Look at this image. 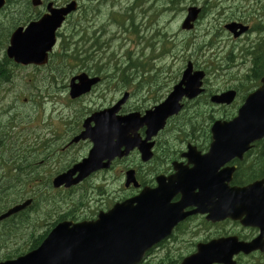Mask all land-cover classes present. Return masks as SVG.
Instances as JSON below:
<instances>
[{"label": "rangeland", "instance_id": "rangeland-1", "mask_svg": "<svg viewBox=\"0 0 264 264\" xmlns=\"http://www.w3.org/2000/svg\"><path fill=\"white\" fill-rule=\"evenodd\" d=\"M78 1L81 9L83 0ZM94 2L95 0L92 1ZM97 2L98 9L93 18L82 21L74 29L66 30L67 33H62L68 42L71 41L68 46L69 52L76 56L75 60L64 61L58 58L43 70L14 67L10 73L11 82L4 84L3 87L0 85V122L4 126V136L0 142L2 158L0 177L10 172L7 170L10 164H34L37 169L33 174H39L42 178L41 185L31 186V195L35 198L39 195V200L37 202L35 199L37 204L30 219L22 222L17 220V224L10 223L11 228L7 230H3L4 224H0V240L3 243L0 259L6 254L12 255L27 249L26 241L30 233L34 232L36 235L44 233L52 227L58 216L72 210L79 200L84 202V206L82 208L79 205L72 214L85 218L96 213L90 210L98 207L102 201L113 199L115 196L126 197L134 192L131 189H122L121 164L93 173L85 182L72 189L50 187V180L55 174L87 155L91 141L64 148L63 153L54 160H51L54 157L52 152L49 159L42 161L40 154L48 153L46 151L49 148L54 149L55 145L63 146L64 140L66 142L70 140L66 137L78 133L84 118L92 112L111 106L124 92L129 93L124 103L125 110L136 106L138 110H143L156 101L160 102L180 80L188 60L194 69L207 73L204 87L211 92L205 91V94L197 99L200 102L209 93L219 92L226 86L239 87L241 83L244 86L249 85L250 89L255 83L251 81L253 73L249 71L251 66L249 57H245L244 64L241 63L236 68L232 65L221 74L218 73L220 69L217 66L234 62V56L228 58L227 53L238 52L235 51L236 45L224 30L223 24L235 17L246 18L252 24L262 22L264 0H97ZM192 5L201 7L203 14L192 29L186 30L181 24L187 8ZM9 28L8 25L7 28L0 30V35L4 36L0 45V58L7 45L5 34ZM83 32L85 38L80 39ZM263 37L264 29L258 33L257 38ZM211 39L213 46H209ZM198 45L200 49L197 48ZM237 58L235 62H242L239 56ZM131 59H141L148 63L146 67L149 71L146 72L143 82H137L140 74L127 72V69L134 70L128 68ZM97 70L100 71L97 74L102 81L86 95L71 98L68 90L70 78L80 71L94 75ZM124 73L130 76L128 84L121 81ZM135 74L139 77H135ZM53 76L56 77L57 83L53 82ZM63 78L67 82L62 83ZM242 88L238 90L239 97L249 90ZM197 102L186 103L185 110L174 120L172 126L170 124V128L184 124L183 116L192 115L199 110H196L197 104H192ZM214 108V116L217 118L229 117L235 110L234 106ZM67 120L70 124L65 127L64 122ZM58 123L65 133L68 128V134L60 146L58 144L53 146L50 140L43 139L52 135ZM9 125H13L14 128L9 129ZM14 133L16 134L13 140L11 135ZM184 143L176 138V132L172 130L169 135L163 134L157 138L156 159L149 166H139L137 163L140 159L135 152L123 164L144 167L139 170L141 172L139 175L143 180H148L153 177L152 167L161 164V150L168 149L169 146L178 154L184 150ZM24 154L25 157L22 156ZM45 177L49 178L47 189L45 185L43 186ZM41 191L45 192V196ZM41 218L43 220H39ZM224 228L228 229L230 226ZM234 230L237 231L238 227ZM159 256L160 254L156 255ZM158 263L159 261L154 259L143 264ZM165 263L167 262H163Z\"/></svg>", "mask_w": 264, "mask_h": 264}, {"label": "water", "instance_id": "water-1", "mask_svg": "<svg viewBox=\"0 0 264 264\" xmlns=\"http://www.w3.org/2000/svg\"><path fill=\"white\" fill-rule=\"evenodd\" d=\"M73 7L56 9L46 19L31 23L26 30L16 29L10 40L6 53L16 63L44 64L47 54L55 43V30L60 26L64 16ZM200 9L191 6L182 28L189 29L197 18ZM241 27L236 32L238 27ZM234 36L246 30L237 23L225 26ZM78 83L71 84V96L76 97L89 91L99 77H89L80 73ZM202 71L192 72V65L187 63L182 78L171 93L153 109L144 115L130 112L115 115L120 105L127 99L126 92L117 103L107 109L94 113L98 126L95 130L83 132L80 136L94 142L88 157L73 165L72 168L55 176L53 187H70L76 185L90 173L109 168L116 157H123L137 148L143 161L150 158L151 137L163 128L165 120L177 113L182 105L183 96L192 98L201 90ZM262 85L249 94L238 114L230 121H215L211 127L213 142L204 155L188 151L184 156L188 164H193L190 174H183L178 168L177 174L171 177L200 178L203 169L214 165L215 168L230 161L234 157L241 158L249 148L250 143L264 135V77ZM234 97L233 91L224 92L212 98L218 103H230ZM145 128V137L139 134L140 128ZM77 172V175L74 176ZM157 187H144L136 197L115 203L106 212L100 211L96 220H82L76 223L62 221L55 225L38 248L13 260L1 261L0 264H138L144 253L157 241L168 234V177L158 176ZM134 179L133 170L126 172L125 185ZM179 184V183H178ZM184 184V183H181ZM264 180L255 182L245 188L227 189L221 185L207 199L211 205L202 212L209 211L217 219L231 217L241 218L244 225H260L264 220ZM202 201V200H201ZM205 204L207 205L206 200ZM31 202L9 207L0 214V220L20 211ZM264 225V223H263ZM263 250L261 239L256 238L250 243H238L234 238L220 239L199 247L197 253L186 258L181 264H212L213 262L233 264L232 255L239 251L250 252L255 249Z\"/></svg>", "mask_w": 264, "mask_h": 264}, {"label": "flooded vegetation", "instance_id": "flooded-vegetation-1", "mask_svg": "<svg viewBox=\"0 0 264 264\" xmlns=\"http://www.w3.org/2000/svg\"><path fill=\"white\" fill-rule=\"evenodd\" d=\"M68 1L69 0H40L37 5H33L32 0H17L18 4L13 5L14 2L12 0H5L4 5L0 8V28H6L7 24L11 25L14 18H23L16 24L24 27L29 22L37 21L43 15L48 14L49 9L62 7L67 4ZM78 10L79 6L76 7L74 12L69 13L67 18H75V14ZM77 16L79 17L80 14H78ZM67 18L64 22L65 24L67 23ZM236 22L246 24L248 26L250 25V23L247 24L246 22H244V19L241 17H238V20H236ZM251 31L252 28L249 26L248 33H251ZM244 35L240 36L237 39H233V44L236 45L235 51H238L233 53V67L236 68L237 66H240L241 63L244 64L246 62L245 57H249V59H251V66L249 71L253 73L258 69V67L254 69L256 60L254 62L252 61V54H250L251 52H249V49L252 50V46L258 48V42L257 40L253 39L252 41L249 36H246L248 37V39H246ZM262 41L263 45L264 40ZM240 55H242L243 58H241ZM238 56L240 57L239 60H242V62L240 63L235 62V59H238ZM205 87H203L204 90L197 99H200V96L205 94V91L211 92ZM242 87H244V85H241L240 83L239 87L226 86L222 88V90L226 91L231 88L234 89L237 93V90ZM222 90L220 89L219 92L214 91L212 93H209L201 102L195 99L196 101H198L196 110H199L195 111L192 116L187 119V123L185 125L182 124V127L170 128L168 122H170L173 117L167 119L166 125L168 127L166 126L165 129L160 130L155 136L150 139L153 142V146L152 148H150L151 156L148 160L142 161L139 152L137 150H133L127 156H124L122 158H115L112 161L111 166H114L115 164L122 165V189L134 190L133 193L128 194L126 197L117 198V196H115L113 197V199L110 198L102 201V203L98 207L92 208L90 210L96 213L91 214L90 216H87L85 218L79 217V215L75 213L72 214L73 211H76L75 209L79 205L83 208L84 202L82 200H79V202H77L76 205L73 206L74 208L72 210H69L65 214L58 216L56 221H63L64 219L74 222L83 219L93 220L96 218L97 214L100 211H107L115 203L124 201L126 199H131L132 197H136L143 187L147 186L150 188H154L157 185L156 178L160 175L168 177V185L170 184V186H168V229L170 233L168 234L167 238L161 240L149 249L144 257L143 263L151 262L156 259L159 261L158 264H163V262H167L165 264H179L186 256L195 252L196 248L200 244L207 243L220 237L237 236L240 240H251L259 232L258 228L242 227L238 222L231 221L230 219L213 220L208 216L209 211L201 213L200 209L202 211L205 209L206 204L204 200H206L207 202V199H210L211 195H214L217 190L220 191L221 185H223L224 188L244 187L264 178V164H260L264 162L263 156H260L264 154V147L261 142L254 145L253 150H257V155L254 156L253 152H251L252 150H250L244 154V160L242 159V161L238 162L236 159H233L228 164H222L217 168H215L214 165H211V167L205 168L202 170V172H200V178L190 176L171 177L172 175L177 174L178 168L183 174L191 173L190 169H192L194 165L188 164L187 158L184 156L189 144L196 145V147L201 151H204L207 148L206 145H208L210 142V136L208 135L210 125L216 119V117L214 116V107H226V105L220 106V104L211 102V98L213 95L221 93ZM192 100L193 99L188 100V102ZM133 109L138 110L137 106L133 107ZM145 109L138 111L143 112ZM208 120L209 122L207 123ZM92 125V122L88 123V127H91ZM80 127H82V124L81 126H79V129ZM172 130L176 132V138L180 139L183 143L185 142V148L178 154L175 150L170 149L169 146L168 149H162L160 155L161 164H156L155 167H152V169H154L152 178L143 180L140 177L139 174H141V172L139 170H142V168L144 167L138 168L137 166H130V164H123V162H125L126 159L135 152L140 159L137 164L139 166H149V164H151L152 161L156 159L157 138L159 137V135H169ZM80 131L81 129L79 130V132ZM63 133L64 132L59 129L57 130L56 134H60V136L53 135L50 140L53 146L55 144H58L60 146L63 138L67 136L63 135ZM78 133H72L66 138L71 140ZM140 133L142 134L143 130H141ZM70 140L67 142L66 140H64L65 143L63 146H54L57 149L54 153L55 158L63 153L64 148H69L75 144H79L80 142H87L89 139L80 140L77 143H70ZM56 153L58 154L56 155ZM46 157H48V155H46ZM42 160H44V158ZM174 161L182 162V164H173ZM130 169L133 170L134 179L138 182L137 187L132 183H130L128 186L125 185L126 172ZM86 180L79 183L78 186ZM131 187H133V189ZM209 204L210 203L207 202L206 208L211 206ZM82 208L80 210H82ZM41 220H43V218H41ZM236 224H238L237 231L234 230V228L237 227ZM37 226H40L39 222ZM225 226H230V228L226 229L224 228ZM39 236L43 237V233L39 234ZM159 251H164V253H159ZM158 254H160V256L156 257V255ZM161 257L162 259H160ZM263 257L264 252L260 253L259 251L250 253L248 255H243L240 253L235 257V264H258V259H262Z\"/></svg>", "mask_w": 264, "mask_h": 264}, {"label": "trees", "instance_id": "trees-1", "mask_svg": "<svg viewBox=\"0 0 264 264\" xmlns=\"http://www.w3.org/2000/svg\"><path fill=\"white\" fill-rule=\"evenodd\" d=\"M17 4H18L17 1L13 3V5H17ZM84 38H85V32L82 33V37L80 39H84ZM66 43L67 42L64 39L61 41V46L59 47L61 50L60 57L63 58L65 55H68L69 59L75 60L76 56L72 55V53L68 51L70 47H65ZM189 43H192V42H189ZM211 44L212 42L210 41L209 46ZM197 48L200 49L199 45ZM227 54H228L227 57H231L230 53H227ZM147 64H148L147 62H144L141 59H131L130 62H128V68H132L135 71L134 70L131 71L127 69V72L140 74V77L136 74H135V77L137 76L139 77L137 82H143L145 79L144 76L146 75V72L149 71L147 70V67H146ZM14 66L15 65L11 62V60H8L5 56L2 55V57L0 58V85L3 84L2 87L4 86V84H6V82L10 81L11 69L14 68ZM140 66H145V67H140ZM260 69L255 70L254 72L255 77H257L259 72H261ZM99 72L100 71L97 70L95 73L97 74ZM263 72L264 71H262V73ZM121 81L124 84H128L130 81L129 74L124 73L123 77L121 78ZM1 123L2 122H0V142H1L2 137L4 136V133H3L4 126ZM12 128H14V126L9 125V129H12ZM26 150L24 152L25 154H26ZM25 154L22 156L25 157ZM29 154L30 153H28V155ZM22 156L20 155V157ZM260 164H264V162ZM10 165L11 166L7 168V170H9L10 172L4 177L3 176L0 177V212L4 210L7 206H9L10 203L21 199L24 195H27L28 190L30 191V194H31V186L41 185L40 180L42 178H40L39 174H36V175L33 174L34 172L32 170L36 169V166L34 164H27L29 165V167H27L29 169L27 170L25 168L26 166L25 164H10ZM45 178L46 179L43 181V186L47 185L46 181L48 177H45ZM10 194H12V196L9 197ZM21 220L22 219L20 218L19 222H21ZM5 226L7 228H10V225H8L7 223L5 224ZM3 230H5V228H3Z\"/></svg>", "mask_w": 264, "mask_h": 264}]
</instances>
